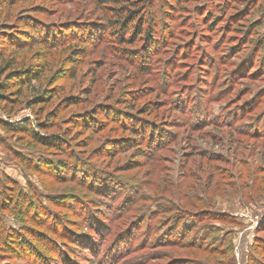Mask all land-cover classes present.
Wrapping results in <instances>:
<instances>
[{
    "label": "rangeland",
    "instance_id": "obj_1",
    "mask_svg": "<svg viewBox=\"0 0 264 264\" xmlns=\"http://www.w3.org/2000/svg\"><path fill=\"white\" fill-rule=\"evenodd\" d=\"M211 1L205 10L207 0H171L180 9H168L173 12V18L167 20L165 28L171 24L176 36L168 38L163 52L153 58L164 64L162 73L166 87L161 89L164 92L157 90L151 76L135 72L109 55L100 56L99 51L94 56L101 60L95 86L103 83V94L112 92L114 97L109 102L115 101L120 93L130 97L129 91L139 90V97L134 99L135 107L147 106L150 111L144 113V117L163 120L161 125H165L169 135L173 133L178 137L175 143L156 150V157V154L137 156L139 147L108 155V148H103L106 146L104 138L126 135L119 129L113 132L112 123L98 134L70 129L69 141L75 154L99 178L98 187L90 186L89 180L73 181L67 175L64 179L54 178L51 172L44 170L42 160L70 162L72 158L36 145L22 133L11 137L0 128V188L4 182L2 177L6 175L14 179L34 203L39 200L64 219L79 221L74 226L77 233L88 241L94 240L90 246L97 251L108 247L109 252V246L114 247L113 239L124 230L125 247L144 242L127 254L123 248L117 254L120 264H264V138L256 140L239 133L258 126L264 129V118H259L264 113V72L261 70L264 69V0ZM37 16L46 18L42 14ZM65 17L67 15L47 19L63 21ZM213 71L216 72L215 84V79L210 77ZM132 74L137 76L130 80ZM69 83L72 82H65ZM187 95H192L191 113L196 109L204 110L206 106L210 117L221 119L223 116L236 126H208L193 132L174 127L173 123L183 116L172 112L168 103L173 97L181 101ZM75 108L59 111L61 129L66 127L61 120ZM241 112H246L245 117L240 116L236 121V115ZM0 116L15 121L33 118L34 112L23 101L9 117L2 112ZM258 118L261 123L257 126ZM197 119L193 116L194 121ZM51 131L58 132L57 128ZM188 133L191 134L189 142ZM234 141L243 147L234 149L239 152L237 155L233 150ZM16 151L39 169L26 168L16 159ZM132 165L136 168L126 170ZM125 177L137 184V194L119 196L122 182L116 178ZM2 190L0 200L6 195ZM143 193L145 197L138 200ZM161 193H173L174 201L168 206L174 210L162 212L159 209L158 204H165L167 200L155 201L156 195ZM114 196L119 200H114ZM54 197L60 199L63 206L47 204L48 198ZM131 197L133 199L126 201ZM123 199L134 209L121 220L115 209L121 212L123 202L118 201ZM71 205L76 209L69 207ZM84 207L92 210L90 218H85L86 212H81ZM19 212L14 208L0 211L2 225L15 229L30 225L21 220ZM147 214L150 216H145ZM92 220L96 226L90 231L88 223ZM39 229L44 231L42 226ZM75 254L81 258L83 254L89 255L94 262L95 255L86 250L76 249ZM92 260L80 259V262L95 264ZM0 264L29 263L5 259Z\"/></svg>",
    "mask_w": 264,
    "mask_h": 264
},
{
    "label": "trees",
    "instance_id": "obj_2",
    "mask_svg": "<svg viewBox=\"0 0 264 264\" xmlns=\"http://www.w3.org/2000/svg\"><path fill=\"white\" fill-rule=\"evenodd\" d=\"M209 2L212 1L207 0L205 3L207 5L203 9L208 10ZM67 4L72 7H66ZM175 8L180 9L171 0H0V112L6 113L9 117L15 107L23 101L34 112L33 118L25 117L15 121L0 116V128L11 137L22 133L34 144L72 158L70 162H54L46 158L42 160L46 168L44 170L51 172L54 178L64 179V175H67L73 181L89 180L90 186L98 187L99 178L90 171L91 169L86 168L84 162L75 154L74 147L69 141L72 136L70 129L98 134L108 123H112L113 132L119 129L126 135H109L104 138L106 146L103 148L105 150L108 148L106 151L108 155L139 147L136 149L139 150L137 156L147 157L156 154V150L175 143L178 137L173 133L169 135L165 125H161L163 120L156 121L144 117V113L150 111L147 106L143 109L135 107L134 99L139 97V90L129 91L130 97L120 93L115 96V101L109 102L114 97L112 92L110 91L108 95L103 94L105 92L103 83L95 86L101 60L94 57L99 51L100 56L109 55L123 65H129L135 72L151 76L160 92L166 87L164 85L166 78L162 73L164 64L155 62L153 58L158 52H163L164 46L169 42L168 38L176 36L171 24H167L165 28L167 20L173 18V12L168 9ZM37 14L45 15L46 18ZM64 15L67 17L63 21L47 19L54 16L61 19ZM261 70L264 72L263 68ZM136 76L132 74L130 80ZM210 77L215 79V84L216 72H211ZM66 81L72 83L67 85ZM28 92H31V95H28ZM191 99L192 95L185 96L181 101L173 97L172 102L168 103L172 112H179L183 116L173 123L174 127L193 132L208 126H236L223 116L221 119L210 117L212 115L206 106L204 110L200 109L198 112L196 109L191 113ZM199 100L202 103L203 99ZM72 106L76 108L68 117L61 120L66 124V127L61 129L62 125L58 121L59 111ZM245 113L241 112L239 116L238 113L235 120L238 121L240 116L245 117L243 115ZM193 116L198 117L197 121L193 120ZM259 118L263 119L264 113ZM259 118L255 120L257 126L261 123ZM52 128H57L58 132L51 131ZM239 133L256 140L264 138V129H260L259 126L255 129L240 130ZM190 137L191 134L188 133V142ZM234 142L233 150L239 149V146L241 149L242 146L237 141ZM238 153L235 151L236 155ZM14 155L26 168L39 169L21 153L16 151ZM58 165L63 167L57 168ZM134 168L136 165L129 166L126 170ZM2 178L4 182L1 188L6 195L0 200V211L5 208L20 210L21 220L30 225L15 229L3 226L0 220V261L16 259L29 264H82L80 259L92 260L93 257L89 255L83 254L81 258L75 254V250L81 248L95 255V264H120V256L117 254L121 253L123 248H126L127 254L133 248L144 244L141 242L125 247L124 230L113 239L114 247L109 246V252L108 247L97 251L90 246L94 240L88 241L77 233V227L74 226H77L75 222L79 221L64 219L39 200L34 203L14 179L6 175ZM116 179L122 182L119 196L123 194L132 196L139 191L137 184L128 177ZM79 183L84 184L81 181ZM172 195L173 193L156 195L155 201L167 199L164 201L165 204H158L162 212L174 210L168 206L174 201ZM143 196L145 197L144 193L139 195L138 200L143 199ZM113 198L118 199L116 196ZM131 199L133 197L126 198V201ZM146 199L150 201L149 198ZM126 201L125 203L124 199L118 201L123 202L121 212L120 209H115L116 216L121 220L127 218L128 211L134 209L132 206L128 207ZM48 203L54 206L64 204L57 197L48 198ZM69 207L75 208L72 205ZM89 211L93 214L89 208H81L83 214L86 212L85 218L91 217ZM88 224L90 231L92 226H96L93 225V220ZM41 226L44 227V231L39 229ZM94 229L96 230V227ZM170 242L171 238L168 240V243Z\"/></svg>",
    "mask_w": 264,
    "mask_h": 264
}]
</instances>
